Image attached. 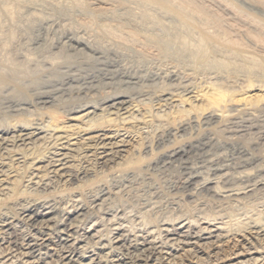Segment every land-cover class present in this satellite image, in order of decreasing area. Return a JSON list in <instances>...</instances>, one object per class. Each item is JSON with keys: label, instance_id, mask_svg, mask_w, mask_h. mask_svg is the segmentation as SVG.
I'll use <instances>...</instances> for the list:
<instances>
[{"label": "bare ground", "instance_id": "bare-ground-1", "mask_svg": "<svg viewBox=\"0 0 264 264\" xmlns=\"http://www.w3.org/2000/svg\"><path fill=\"white\" fill-rule=\"evenodd\" d=\"M23 1L20 0L22 3ZM86 1H92L90 6L97 12L109 13L113 6L110 4L113 0H77V6L84 9L87 6ZM115 1L121 5V9L132 1H137L144 8H158L168 16L175 17L183 26L179 27L180 29L183 30L184 26L188 28L187 33L191 27L190 30L194 32L195 29L198 32L196 27L201 26H196V20L192 22L193 17L190 20L191 12L188 8L185 10L190 15H186L183 9L180 11V6L179 9L177 6L172 7L168 1ZM247 2V5H237V8L239 7L240 11L248 9L247 13L251 10L252 15L259 9L264 11V2H257L260 7L253 1L251 4L250 0ZM12 6L10 12L15 8ZM146 13L141 14L133 23L140 22L138 25L143 26L148 17L152 16L148 15L151 12ZM250 13L248 14L251 15ZM153 17L156 19L154 15ZM257 18L255 16V19ZM192 23H195L194 29ZM168 24L172 25L170 22ZM176 24L178 25L177 22ZM202 26L199 28L203 29ZM204 31L203 37H198V40L202 39L201 44L205 43L209 48L213 47L210 44L214 41L215 45H220L213 40L214 35L210 37L211 33L208 35L209 32ZM145 32L149 31L144 30ZM190 32L187 37L190 35L191 39L193 36ZM183 35H187L186 30ZM157 38L155 40L159 44L161 40ZM178 38L180 36L174 37L173 40L169 37L165 41L167 47L172 44V47H175ZM1 39L0 42L3 43L5 37ZM185 39L186 37L183 38L184 42L177 43L181 46L182 42H190H185ZM80 42L76 41V44L82 45ZM4 45L7 47V43ZM189 52L187 50V53ZM183 54L182 56L185 55ZM191 54L195 56V53ZM263 66L259 70L264 69ZM140 79L135 76H129L122 82L119 79L121 83L116 81L117 88L111 94L99 100L97 98L98 101L86 99L87 102L85 100L83 103L81 100L82 104L78 100V105L74 104V107L65 111L61 109L60 113L57 111L58 114L51 113L55 94L46 92L40 95L37 102L33 101L34 104L26 100L16 103L12 106L7 121L2 118L0 264H264V206L261 209H251L250 212L246 209L248 212L245 213L243 210L240 213H226V207L236 208V211L237 207H244V203L252 196L264 190V175L261 174L264 173V161L254 168L251 167L254 162L244 160L246 163L239 167V171L236 169L233 173L230 171L228 160L220 162L217 158L211 159L207 167L211 174L206 178L202 177L203 162L194 158V153L200 151V147L211 148L210 145L214 144L212 134L216 132L214 129L217 126L227 127L228 124H235L240 133L253 128L243 116L251 113L256 117L258 112H262L264 105L260 103L264 97L256 98L258 100L255 102H248L243 98L245 102H238L237 105L234 100L229 99L232 94L228 95V90L221 86L222 83L214 82L208 85L206 88L209 89L204 93L203 89L199 90L196 86H183L180 83V87L175 85L178 89L172 92L173 88L168 82L171 87L166 86L159 96L144 103L141 99L144 94L141 92L142 86L139 85ZM171 79H175L174 76H171ZM9 80L0 74V90L12 82ZM199 96L203 98L202 103L198 99ZM204 101L206 104H203ZM197 102L203 104L202 110V105L196 104ZM157 105L159 108L156 109ZM145 106L149 108L145 109ZM203 110L207 111V114L202 118L200 111ZM196 112H200L199 116ZM65 117L72 118L65 124L58 123L59 119ZM154 128H161V133L155 142L146 141V137L142 136ZM191 137L192 143L181 144ZM137 140L144 145L142 151V144L137 147ZM171 167H179L183 171L182 194L195 203L196 206L192 209L194 214L182 212L181 200L175 203L168 200L161 202L155 197L127 202L132 189L144 182L152 183L154 175ZM102 174H108L112 179L97 186V180ZM118 198L124 203L117 202ZM247 207L250 208L248 205ZM148 214L150 217H147ZM147 218H150L149 221Z\"/></svg>", "mask_w": 264, "mask_h": 264}, {"label": "rangeland", "instance_id": "rangeland-1", "mask_svg": "<svg viewBox=\"0 0 264 264\" xmlns=\"http://www.w3.org/2000/svg\"><path fill=\"white\" fill-rule=\"evenodd\" d=\"M2 1L5 2L3 3ZM2 1L0 0V39L1 36H3L1 40L5 37L4 42L7 43V47L4 45V42V44L0 42V51H3L2 53L0 52V74H3L12 82L0 90V123L3 121L2 118L6 119L9 116L12 106L18 102L26 100V102L28 101V103L34 104V102L38 101L41 94L53 92L55 94V100L51 113L55 114L57 111L60 113L62 110L65 111V109L69 110L74 107V104L76 106L78 100V102L82 104L83 101V103H85L86 99L88 101L89 99L90 101L91 99L95 101L102 99L105 95L107 96L114 92L113 90L117 88V82H122L126 78H129V76L141 78L139 85L142 86L141 88L143 89H141V92H143L144 95L141 99L144 103H148L151 99L159 96L160 93L166 89V86H169V83L173 88L171 90L172 92L180 87V83V85L183 86H196L199 90L203 89L204 93L208 91L209 88H206L208 85L214 82H218L217 84L222 83L221 86L226 87L228 95L230 96L232 94V97L229 99L234 100L237 105H239L238 102H245V100L248 102H250V100L255 102L264 97V73H262L264 72V69L261 68V70H259V68L264 65V63H261L262 65L260 64V62L264 61V22H262L264 20V11L259 9L260 11L258 10V12L256 11V13L252 15L253 12L250 13L251 10H249L250 12L248 13L252 16L247 13L248 9L244 8L240 11L239 7L247 5V0H164L166 2L168 1L167 3L172 5V7L176 8L177 6V9H179L178 6H180V11L188 8L187 10L191 12V15L187 10H185V14L188 13L190 15V20L193 17L192 19H194V21L192 20V22H195L196 20V26L197 24L204 26H202L203 29H200L199 27L201 26L196 27L195 23H192L194 24V26L192 25L193 29L194 27L198 29V32L194 29L196 35L190 30L192 27L189 29L188 33V28H185V26L183 30L180 29L179 27L182 25L179 24L175 17L168 16V14L152 6H145L146 8H144V6L142 7L137 1H134V3L133 1L128 2L129 6H122L121 9L119 8L121 5H118V1H115V3L113 0L110 2L113 6L112 9L108 11L109 13H106L107 11L97 12L93 6H90L92 5V1H88L90 4L86 1L85 4L89 7L85 6L84 9L81 6H77V0H24L25 2L23 1V3L20 2V0H10L11 3L9 1V4L11 5L8 4V0ZM251 1L256 3L255 5L258 7L260 6L257 2H264V0H250L249 4H251ZM12 4L14 6H12ZM4 5L6 8H3ZM237 5L239 6V9L237 8ZM10 6L13 8L15 7V11L12 9L13 12H10ZM91 7H93V9ZM113 8L118 11L115 12ZM150 8L153 11L150 10ZM2 9L3 11L6 10L7 13H5V11L3 12ZM143 10L144 13L147 12L146 14L151 12L148 15L151 16L152 14V16L148 17L149 20L147 19L143 26L138 25L140 22H134V24L133 21H137L135 19L141 16ZM157 10L158 12H156ZM3 13L7 16L2 15ZM8 13L10 14L8 15ZM153 15L155 17L159 16L158 18L156 17V19H153ZM255 16L256 18L258 17V20L255 19ZM260 16L262 17L261 19L259 18ZM169 22L172 24L171 26L168 24ZM151 24L153 25L151 26ZM138 28L139 30L142 28V31L140 30V32ZM164 28L166 30L169 29L165 31ZM11 29L12 31H10ZM172 29L173 31H170ZM179 29L182 30L181 33ZM205 29L209 32L208 35L211 33L210 37L214 35L215 38H212L213 40L215 39V42L220 43V45L217 43L219 47L215 45L216 43L214 44V41L210 44L213 46H210L213 48L212 50L210 47L208 48L209 45H204L205 43H202L203 45L201 44L202 39H198L203 37L204 34H202V32ZM144 30L149 32L144 33ZM185 30L187 35L184 36L183 34H185ZM190 31L194 33L195 37ZM1 32H3V34ZM189 32L191 36H193L191 39L189 38L190 35L187 37ZM165 34L170 35L166 36ZM173 34L177 35L174 36ZM199 34H202V36ZM181 35L183 38L186 37L185 42L190 40V42L188 41L189 45H187L188 42L183 44L184 41L183 38H181ZM168 36L172 40L174 37L180 36L176 41L175 47H172L173 44L172 46L167 47L165 41L169 38ZM162 37L164 38V42L162 41ZM155 38L161 40L162 43H156L157 41ZM76 41H81L80 43H82V45L76 44ZM181 41L183 42L180 46L177 42L180 43ZM177 44L180 46H178L179 49H177ZM1 45L3 46L1 47ZM225 49L227 50L225 51ZM187 50L193 53V55L195 53V56H192L190 52L189 55ZM182 54L184 56H182ZM198 55H200V57ZM171 76H174L175 79H171ZM13 78L15 79L13 80ZM172 82L174 85H172ZM175 85L178 87H175ZM198 99L201 103L203 102L202 96H199ZM81 100L83 101L81 102ZM263 101L264 100H262L260 104L264 105ZM200 102H197L196 104H199L200 106L202 105V110L203 104L206 103L205 101L203 104ZM158 106L159 105L156 106V109L159 108ZM145 107V109L149 108V106ZM263 111L264 109L262 112H258L256 117L255 115L253 117L251 113L243 116L253 127L250 130L248 129L245 133H240L239 129H237L238 126H235V124H230L231 126L228 124V126L226 125L227 127L217 126L214 129V132H218H215L216 134L214 133L216 136L212 134V138H214V144L210 145L212 149L208 146H202L200 147V151L197 150L196 153H194V158L203 162L201 165L203 166L202 171L204 176L202 177L207 178V175L210 176L211 171L209 172L207 167L209 166L208 163L211 159L217 158L220 162L228 160L227 162H230L228 164L231 167L230 171L233 173L236 169L239 171V167L243 166L247 160L254 162L251 165V167L254 168L257 165H260L262 160L264 161ZM200 112V117L202 118L207 114V111L204 112V110ZM142 113H144V111ZM247 117L251 118L248 119ZM71 118L72 117L61 118L58 120V123L65 124L68 119ZM202 118H200V120ZM71 123H73V121ZM233 127L234 129L236 127L238 131L236 129H231ZM160 130L161 128L151 129L148 134H144L142 137H146V141L148 142H155L157 136L161 133ZM188 131H190V128H188ZM234 136L235 138H233ZM192 139L193 137L181 144L192 143ZM140 143L142 144L140 149L142 151L144 145L141 141L138 142L139 146L137 147H140ZM133 144L135 145V143ZM261 174L264 175V173ZM183 177V171L179 167H171L169 170L159 172V174L154 175V179L152 183H150L151 185L144 182L137 186L138 189H132L127 202L132 203L144 198L154 199L155 197L159 198L158 201L161 202L168 200L175 203L181 200L180 202L183 204V209L181 208L182 212H188L192 215V209L196 205L189 201V198L186 195L182 194L184 182ZM111 179L112 176L102 174L97 180L96 185L106 184ZM92 187L94 189V186ZM261 191L258 192L259 194L256 193L252 196L248 202L245 201L246 203H244V207H237L236 211V208L226 207L228 209L226 210V213H231L232 211L234 213L237 211V213H240L242 210L244 211L243 213H245L248 212L247 210L250 212L251 209H261V207L264 206V190ZM119 199L120 198L116 201L124 203L122 199ZM247 205L250 208H248ZM173 213L174 212H172V214ZM147 217H150V215L148 214ZM149 219L150 218H147V221H149Z\"/></svg>", "mask_w": 264, "mask_h": 264}]
</instances>
